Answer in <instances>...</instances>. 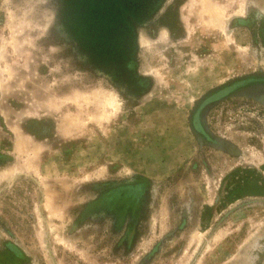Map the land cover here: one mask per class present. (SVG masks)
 Listing matches in <instances>:
<instances>
[{
    "label": "rangeland",
    "instance_id": "rangeland-1",
    "mask_svg": "<svg viewBox=\"0 0 264 264\" xmlns=\"http://www.w3.org/2000/svg\"><path fill=\"white\" fill-rule=\"evenodd\" d=\"M62 3L0 0V264H264V87L202 105L264 81V0H157L126 90Z\"/></svg>",
    "mask_w": 264,
    "mask_h": 264
},
{
    "label": "trees",
    "instance_id": "trees-1",
    "mask_svg": "<svg viewBox=\"0 0 264 264\" xmlns=\"http://www.w3.org/2000/svg\"><path fill=\"white\" fill-rule=\"evenodd\" d=\"M62 31L83 61L119 88L135 84L131 63L137 51V26L157 0H62Z\"/></svg>",
    "mask_w": 264,
    "mask_h": 264
},
{
    "label": "water",
    "instance_id": "water-1",
    "mask_svg": "<svg viewBox=\"0 0 264 264\" xmlns=\"http://www.w3.org/2000/svg\"><path fill=\"white\" fill-rule=\"evenodd\" d=\"M259 87H264V81H262V82H260V81L249 82V80H247V81L244 80L243 82H235V83L231 84L230 86H227V87H224L220 90H217L213 94V96L218 95L219 98H214L210 102H216V101H218L222 98H225L227 96H233V95L242 93L245 90L259 88ZM199 115L200 114L198 113L197 120L194 121V129L198 134L204 136L205 138H209L208 135L206 134V132L204 131L203 127L201 126L200 120H198ZM217 143H218V141H217Z\"/></svg>",
    "mask_w": 264,
    "mask_h": 264
},
{
    "label": "flooded vegetation",
    "instance_id": "flooded-vegetation-1",
    "mask_svg": "<svg viewBox=\"0 0 264 264\" xmlns=\"http://www.w3.org/2000/svg\"><path fill=\"white\" fill-rule=\"evenodd\" d=\"M252 81H253V80H251L250 82H252ZM214 98H219V96H218V95H214V96L210 97L209 99H206L205 102H203L202 105H204V104H205L206 102H208V101L213 100ZM197 115H198V114H196V116H195V120H197Z\"/></svg>",
    "mask_w": 264,
    "mask_h": 264
}]
</instances>
